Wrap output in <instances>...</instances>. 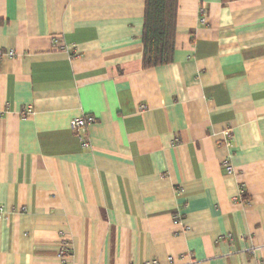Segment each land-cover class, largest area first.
<instances>
[{"label":"crops","instance_id":"crops-1","mask_svg":"<svg viewBox=\"0 0 264 264\" xmlns=\"http://www.w3.org/2000/svg\"><path fill=\"white\" fill-rule=\"evenodd\" d=\"M143 17L0 0V264H264V0H178L153 68Z\"/></svg>","mask_w":264,"mask_h":264},{"label":"trees","instance_id":"trees-1","mask_svg":"<svg viewBox=\"0 0 264 264\" xmlns=\"http://www.w3.org/2000/svg\"><path fill=\"white\" fill-rule=\"evenodd\" d=\"M234 0H222L223 3ZM178 0H144L142 67L169 64L173 59Z\"/></svg>","mask_w":264,"mask_h":264},{"label":"built area","instance_id":"built-area-1","mask_svg":"<svg viewBox=\"0 0 264 264\" xmlns=\"http://www.w3.org/2000/svg\"><path fill=\"white\" fill-rule=\"evenodd\" d=\"M202 18H201V23L205 22V19L203 17V9L200 11ZM63 48V47H60ZM13 57V52L11 50H6L5 52L0 51V59L1 58H8L11 59ZM143 107H141L142 109ZM31 114L30 109H27L23 112V115H29ZM94 118L92 116L88 117H83V118H75L70 121L69 127L70 129L77 134V137L80 141L84 142V130L87 127V125L92 124L94 122ZM230 135L231 131L230 130H225L223 132V137H224V144L226 146H229L230 144ZM221 166L224 169L225 172L231 173L232 172V166L230 164L229 158H225L221 161ZM173 219L175 221H179L181 219L179 214L173 215ZM67 253L66 246L63 245V248L59 251L58 255L61 256L62 258L64 255ZM145 264H156L155 262L152 263H145Z\"/></svg>","mask_w":264,"mask_h":264}]
</instances>
